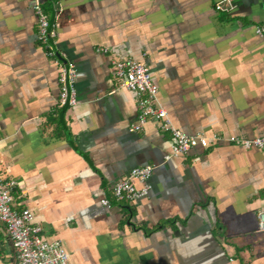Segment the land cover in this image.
Wrapping results in <instances>:
<instances>
[{
	"label": "crops",
	"instance_id": "1",
	"mask_svg": "<svg viewBox=\"0 0 264 264\" xmlns=\"http://www.w3.org/2000/svg\"><path fill=\"white\" fill-rule=\"evenodd\" d=\"M33 3L0 0V178L18 183L16 208L71 264H264V150L228 142L264 137V0H47L78 70V105L64 109ZM114 57L149 67L174 126L220 142L164 162L172 136L152 120L129 131L137 98L118 88ZM147 165V197L101 205ZM16 263L0 221V264Z\"/></svg>",
	"mask_w": 264,
	"mask_h": 264
},
{
	"label": "built area",
	"instance_id": "2",
	"mask_svg": "<svg viewBox=\"0 0 264 264\" xmlns=\"http://www.w3.org/2000/svg\"><path fill=\"white\" fill-rule=\"evenodd\" d=\"M47 1V0H46ZM44 0H34L33 10L37 18V39L46 57L58 65L59 97L57 107L74 108L78 105L76 80L78 70L73 62L65 61L58 51L57 24L53 22L44 8ZM218 10L222 7L218 6ZM256 35L264 38V26H257ZM98 52L109 53L107 48H98ZM113 74L118 88L136 95L138 119L129 131L141 133L149 121H155L160 129L172 136L171 151L165 155L164 162L173 158L188 156L197 148L207 149L211 143L220 142V138L203 134L188 135L174 126L168 111L159 103V88L155 84L149 67L134 58L112 59ZM228 142L246 150H264V137L251 139L231 137ZM155 167L147 165L134 168L123 180L111 189V198L103 197L101 205L111 208L113 204L131 202L149 195V180ZM136 181L142 183L139 188ZM18 186L15 180L0 178V221L6 226L7 233L16 251V264H71V256L60 240L43 236V228L36 221L30 209H17L14 193ZM258 228L264 232V211L258 213Z\"/></svg>",
	"mask_w": 264,
	"mask_h": 264
},
{
	"label": "water",
	"instance_id": "3",
	"mask_svg": "<svg viewBox=\"0 0 264 264\" xmlns=\"http://www.w3.org/2000/svg\"><path fill=\"white\" fill-rule=\"evenodd\" d=\"M44 1H46V0H44Z\"/></svg>",
	"mask_w": 264,
	"mask_h": 264
}]
</instances>
